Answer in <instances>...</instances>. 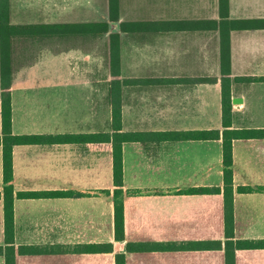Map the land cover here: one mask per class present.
<instances>
[{"label": "crops", "instance_id": "crops-1", "mask_svg": "<svg viewBox=\"0 0 264 264\" xmlns=\"http://www.w3.org/2000/svg\"><path fill=\"white\" fill-rule=\"evenodd\" d=\"M104 2L105 13L94 21H108L110 29L95 35L87 33V0H8L11 25L52 26L10 35L11 130L112 132L108 35L115 32L117 133L132 134L122 143L124 238L114 232L111 142L83 139L13 146L15 193L81 195L15 197L11 242L1 197L0 246H13V264H116L117 254L125 264H264V137L230 132L226 212L222 135L182 136L222 133L223 76L231 101L227 129H264V0H228L225 17L219 0H118L115 22ZM197 187L220 190L186 191ZM106 243L112 251H87Z\"/></svg>", "mask_w": 264, "mask_h": 264}, {"label": "trees", "instance_id": "trees-1", "mask_svg": "<svg viewBox=\"0 0 264 264\" xmlns=\"http://www.w3.org/2000/svg\"><path fill=\"white\" fill-rule=\"evenodd\" d=\"M219 8L221 17L227 16L228 0H219ZM108 17L109 21L115 22L118 19V0H108ZM122 25V23H121ZM51 24H36V25H11L9 22V4L8 0H0V67H1V134L0 145L2 147V177L3 188L0 191V198L3 201L4 213V232L8 242L13 239V201L15 197L30 198V197H58V196H74L81 195V193L66 190V191H18L15 193L12 184L13 168H12V148L16 144H29V143H43V142H64V141H79L86 139L87 142H111L112 148V172H113V197H114V232L115 239L122 240L124 238L123 226V160H122V143L129 139L132 134L117 133L118 126L120 127V111L116 108V101L114 98L115 89V76L118 72V51L116 46L115 32H111L109 37L108 49V63H109V76L112 78L110 81V88L113 91L111 97V126L112 132H87V134H64V135H40V134H13L11 130V68H10V35L19 34L24 30L35 29H50ZM61 28L69 27H83V25L61 24ZM87 33L91 34H104L109 31L110 24L108 21H87ZM224 55V50L221 51ZM226 56V54H225ZM224 57V56H223ZM226 71V67L221 69L222 74ZM231 101L229 98L228 87L226 80L222 81V94H221V109H222V125L224 130L222 133L218 129L201 130V131H187L183 132L184 138L190 139H218L222 135V165H223V193L225 210L227 212L228 204L232 198V151H231V136L237 137H264V129H250L229 131V111ZM249 186H240L238 190L246 192L251 191ZM220 188L197 187L186 190L187 192L207 193L219 191ZM264 244V243H262ZM13 246L8 244L3 247L0 246V253L5 254L6 264H13L12 260L8 257L13 253ZM87 251H112V244H97L88 245ZM124 255H116V264H125Z\"/></svg>", "mask_w": 264, "mask_h": 264}, {"label": "rangeland", "instance_id": "rangeland-1", "mask_svg": "<svg viewBox=\"0 0 264 264\" xmlns=\"http://www.w3.org/2000/svg\"><path fill=\"white\" fill-rule=\"evenodd\" d=\"M25 10L28 14H31V17H35L34 14L35 8L34 6H26ZM50 5L44 6V13L50 12ZM106 10V4L104 0H87V21H94L101 18L102 14L105 13ZM93 68L87 69V75H89L88 72L93 71Z\"/></svg>", "mask_w": 264, "mask_h": 264}, {"label": "water", "instance_id": "water-1", "mask_svg": "<svg viewBox=\"0 0 264 264\" xmlns=\"http://www.w3.org/2000/svg\"><path fill=\"white\" fill-rule=\"evenodd\" d=\"M238 99H240V98H238ZM233 102H235V98L233 99Z\"/></svg>", "mask_w": 264, "mask_h": 264}]
</instances>
